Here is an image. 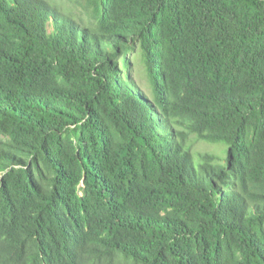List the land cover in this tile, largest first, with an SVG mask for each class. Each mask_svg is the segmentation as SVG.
<instances>
[{"label": "trees", "instance_id": "obj_1", "mask_svg": "<svg viewBox=\"0 0 264 264\" xmlns=\"http://www.w3.org/2000/svg\"><path fill=\"white\" fill-rule=\"evenodd\" d=\"M0 264H264V0H0Z\"/></svg>", "mask_w": 264, "mask_h": 264}, {"label": "rangeland", "instance_id": "obj_2", "mask_svg": "<svg viewBox=\"0 0 264 264\" xmlns=\"http://www.w3.org/2000/svg\"><path fill=\"white\" fill-rule=\"evenodd\" d=\"M49 28L51 29V26H49ZM133 61L135 62V64L133 63L134 66V76L135 78L139 81V83L145 88L148 89V84L146 82L143 70H142V66L140 64V60L138 58L137 55H132ZM223 147L226 150L227 149V145L224 142H218V143H212L209 141H204V140H199L195 143L194 148L199 150V151H215L218 153H221L223 151Z\"/></svg>", "mask_w": 264, "mask_h": 264}]
</instances>
